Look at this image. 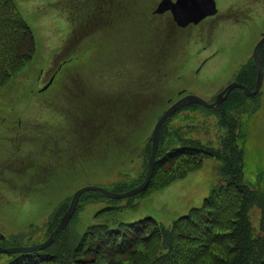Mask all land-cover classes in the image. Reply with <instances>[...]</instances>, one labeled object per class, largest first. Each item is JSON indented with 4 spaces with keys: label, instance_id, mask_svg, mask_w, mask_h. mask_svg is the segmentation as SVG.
I'll use <instances>...</instances> for the list:
<instances>
[{
    "label": "rangeland",
    "instance_id": "obj_1",
    "mask_svg": "<svg viewBox=\"0 0 264 264\" xmlns=\"http://www.w3.org/2000/svg\"><path fill=\"white\" fill-rule=\"evenodd\" d=\"M36 1L21 3L35 35V55L0 90V234H11V239L20 236L18 232L26 234L29 224L44 219L51 209L60 217L72 193L83 185L110 188L117 182V187L139 184L147 172L154 127L167 104L179 98L180 90L208 101L214 99L235 80L264 34V15L242 30L219 22L214 30L196 28L199 45L188 47L190 27L181 29L169 14L153 13L160 0ZM45 1L55 6L45 3L39 16L29 12ZM218 2L223 12L231 0ZM62 5L76 16L75 23L70 18L71 27L59 12L58 19L51 17L55 7L61 9ZM225 11L220 13L222 19L234 8ZM81 13L88 17V27L81 26ZM235 17L239 18V13ZM70 36L75 39L70 40ZM60 63L66 65L61 71ZM54 72V84L40 92ZM259 97L261 108L244 117L242 127L246 135V183L264 191V86ZM19 115L26 126L20 131L21 140L10 143L13 133L9 131L19 130ZM181 118L182 113L175 115L171 126L185 120L184 126H189L193 135L214 139L210 128L217 130L216 115L202 111L191 118L193 121ZM164 135L170 136L165 131ZM30 140L24 147L23 142ZM12 144L21 150L16 156ZM126 172L130 175H124ZM192 173L186 177L185 186L179 183L184 178L165 188L168 202L163 200L162 208L157 207L162 211L156 216L165 224L170 225L178 217L173 216L186 212L189 205H196V194L207 195L218 183L215 164L200 170L201 177ZM156 203L154 198L155 209ZM102 206L90 204L79 211L72 222L76 231L83 234ZM257 211L252 220L258 226L263 214ZM71 230L62 234L54 248L65 238L72 248ZM33 235L42 237L38 229ZM17 243L29 244L27 239ZM0 257V264L9 261L7 256ZM51 264L61 262L55 257Z\"/></svg>",
    "mask_w": 264,
    "mask_h": 264
},
{
    "label": "trees",
    "instance_id": "obj_2",
    "mask_svg": "<svg viewBox=\"0 0 264 264\" xmlns=\"http://www.w3.org/2000/svg\"><path fill=\"white\" fill-rule=\"evenodd\" d=\"M34 49L33 33L13 0H0V86L31 58ZM223 114L221 125L228 132L217 148L180 131L174 130L173 136L165 126V133L175 137L172 142L181 144L171 157L159 159L153 177L155 185L162 186L197 167L204 156L218 157L223 162L224 184L203 207L178 218L169 228L154 218L120 223L111 207L99 213L105 220L91 227L79 246L74 237L72 248L61 250L65 238L43 254L10 256L9 264H51L55 257L61 264H264V233L255 231L249 214L259 195L244 183V152L237 145V124ZM53 219L48 231L55 227L59 213Z\"/></svg>",
    "mask_w": 264,
    "mask_h": 264
},
{
    "label": "water",
    "instance_id": "obj_3",
    "mask_svg": "<svg viewBox=\"0 0 264 264\" xmlns=\"http://www.w3.org/2000/svg\"><path fill=\"white\" fill-rule=\"evenodd\" d=\"M169 6H170L169 0H164L158 11L162 12L165 9H167ZM213 7H214V1L213 0H183V2H182V0H178L177 3L171 4V6H170V8H172L173 11L175 12L178 22L180 24H183V25L187 24L189 21L198 22L207 13L214 12ZM261 44H262V42L259 43V45L257 46L256 51H255V58H256V61H257L258 67H259V76H258V80H257L256 90L254 92H250L247 88H245L243 86L246 89L245 91L247 93H251V94H255L260 89L261 84L263 82V74L264 73H263V67H262V62H261L262 57L260 54ZM238 85H240V84L233 83L228 87V89L231 90L233 87L238 86ZM221 99H222V95L218 99L217 103H219L221 101ZM192 102H198V103L208 105V106H215L216 105V104L209 105L203 99H201L197 96H194V95H190V96L184 97L183 99L178 101L176 104H174L161 117V119L157 123L155 131H154L153 153H152L150 163H149V173H148L147 179L144 181V183H142L140 186L136 187L135 189L128 191L126 193H123V194H117V193L108 191V190H106L102 187H98V186L84 187L75 193L69 209L67 210L65 215L62 217L60 224L58 225L56 230L52 233V235L50 236V238L46 242H44L43 244L33 246V247H16V248H2V247H0V251H7V252L29 251V250L41 249V248H44V247L48 246L49 244H51L52 241L54 240L56 233H58L63 227L66 226V224L68 223V221L72 217L73 213L75 212V209H76L80 195L87 190H90V189L98 190V191H101V192L111 196V197H126L129 195H133L135 193H138V192L142 191L144 188H146V186L149 183V180L151 178L152 170H153V167L155 164V158H156L158 142H159V131H160L161 125L171 114H173V112L175 110L179 109L180 107L184 106L185 104L192 103Z\"/></svg>",
    "mask_w": 264,
    "mask_h": 264
},
{
    "label": "flooded vegetation",
    "instance_id": "obj_4",
    "mask_svg": "<svg viewBox=\"0 0 264 264\" xmlns=\"http://www.w3.org/2000/svg\"><path fill=\"white\" fill-rule=\"evenodd\" d=\"M252 4H253V3H252ZM252 4H251V5H252ZM250 7H251V6H250Z\"/></svg>",
    "mask_w": 264,
    "mask_h": 264
},
{
    "label": "snow or ice",
    "instance_id": "obj_5",
    "mask_svg": "<svg viewBox=\"0 0 264 264\" xmlns=\"http://www.w3.org/2000/svg\"><path fill=\"white\" fill-rule=\"evenodd\" d=\"M182 2H183V0H182Z\"/></svg>",
    "mask_w": 264,
    "mask_h": 264
}]
</instances>
